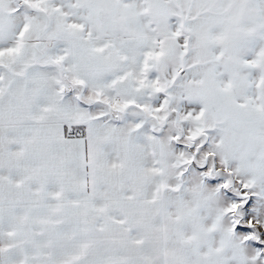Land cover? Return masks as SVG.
Here are the masks:
<instances>
[{"label":"snow or ice","instance_id":"6c2138e0","mask_svg":"<svg viewBox=\"0 0 264 264\" xmlns=\"http://www.w3.org/2000/svg\"><path fill=\"white\" fill-rule=\"evenodd\" d=\"M0 264H264V0H0Z\"/></svg>","mask_w":264,"mask_h":264}]
</instances>
